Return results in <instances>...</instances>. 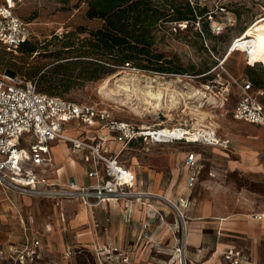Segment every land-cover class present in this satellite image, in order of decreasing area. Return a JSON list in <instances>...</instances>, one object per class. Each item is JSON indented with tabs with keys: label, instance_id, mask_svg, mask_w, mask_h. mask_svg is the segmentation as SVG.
<instances>
[{
	"label": "rangeland",
	"instance_id": "1",
	"mask_svg": "<svg viewBox=\"0 0 264 264\" xmlns=\"http://www.w3.org/2000/svg\"><path fill=\"white\" fill-rule=\"evenodd\" d=\"M185 1L207 7L211 14L208 18L210 30L215 25L222 27L219 35L211 30L210 38L202 24H184L180 28L168 24L157 30L158 51L168 59L178 58L176 65L187 71L186 74L162 75L131 68L116 69L109 76L81 84L64 96L76 103L105 106L117 118L139 127L164 130L183 127L186 131L212 128L221 139L231 141L229 151H215L185 142L166 145L144 143L124 158L136 169L140 181L149 182L154 194L168 195L174 203L177 202V193L183 190L185 156L189 152L201 154L205 165L200 181L189 192L192 207L185 213L186 219L167 204L170 215L167 223L152 220L150 229L154 240L149 252L152 264H191L184 256L180 257L177 249L184 246L187 231L193 225L209 221L198 219L199 208L207 211L208 215L211 211L229 217L250 218L264 214V127L239 122L233 117L239 82L252 81L254 76L259 81L258 86L264 87V67L259 63L249 66L245 52L240 48L232 50L237 39L257 21L263 20L264 0ZM14 10L28 26L29 43L39 48L38 55L34 56L20 51L9 54L0 48V72L21 78L25 76L28 79L30 73L53 62L42 58L45 50L56 51L64 41L87 37V33H77L80 28L96 30L102 25L99 20L87 19L85 0H17ZM201 32L204 35L198 37ZM221 61H224L225 71L219 67ZM208 69L211 71L206 78L196 76ZM252 69L254 75L251 74ZM132 78L130 88H134L136 94L131 93L133 97L127 98V92H119L118 86ZM107 80L108 89H102ZM149 87L166 89L169 101L164 108L154 111L145 106L143 98ZM110 90L118 92L119 96L116 93L108 95ZM197 90L207 97L196 96ZM172 98L174 103L170 102ZM183 222L187 223L188 230ZM209 238L212 240L211 235ZM209 256L207 251L204 252L201 261ZM75 259L76 264H96L86 251ZM261 261L264 264V260Z\"/></svg>",
	"mask_w": 264,
	"mask_h": 264
},
{
	"label": "built area",
	"instance_id": "2",
	"mask_svg": "<svg viewBox=\"0 0 264 264\" xmlns=\"http://www.w3.org/2000/svg\"><path fill=\"white\" fill-rule=\"evenodd\" d=\"M16 2L17 0H0V48L9 54H17L29 36L27 24L14 10ZM212 30L219 35L222 27L215 25ZM238 40L234 42L233 51L239 48ZM219 67L225 71L224 61L220 62ZM233 117L239 122L264 127V87H256L249 80H241ZM72 121H78L88 130L98 127L106 131L121 145V149L113 153L101 136L89 139L67 137L63 131L66 124ZM165 131L153 127H139L121 120L105 106L76 103L42 94L37 91L32 81L0 72L1 187L34 197L58 201L79 200L91 209L111 201H141L151 195L135 190V176L120 161L122 152L134 142L165 145L185 142L213 149L231 146L230 141L221 139L212 128L186 131L183 127H178L167 130L170 132L167 134ZM185 131L189 132V135H183ZM59 140L69 143L74 151L85 152V161L91 162L93 166L88 172V178L96 180V184L85 187L74 181L65 185L55 184L39 171V168L51 163L50 144ZM185 167L195 173L189 176L187 181L188 187L193 188L196 184V175L203 168L195 152L188 154ZM189 205V199L182 197L180 206H175L182 219L184 216L181 208L186 209ZM257 218L261 220L263 216ZM183 224L185 225L184 222ZM95 226L100 227L98 224ZM108 230V227H105L103 232ZM40 247V241L36 240L29 254L26 251L17 252L20 261L38 258L41 253ZM95 252L107 255L112 263L123 258L121 260L128 264L126 254L124 255V252L111 242L103 248L98 247ZM72 254L69 252L68 256ZM223 256L228 264H260L248 260L246 251L242 248H232L224 252Z\"/></svg>",
	"mask_w": 264,
	"mask_h": 264
},
{
	"label": "crops",
	"instance_id": "3",
	"mask_svg": "<svg viewBox=\"0 0 264 264\" xmlns=\"http://www.w3.org/2000/svg\"><path fill=\"white\" fill-rule=\"evenodd\" d=\"M63 133L73 139L101 136L113 153L121 149V145L106 131L98 127L88 130L78 121L66 124ZM142 144V141L134 142L120 156V161L135 176V190L151 195L141 201H111L91 209L79 200L58 201L34 197L0 186V264H76V256L83 251L90 253L96 264H126L121 260L123 258L112 263L107 255L95 252V249L103 248L110 242L126 254L128 264H152L149 260V252L152 249L150 246L154 240L150 229L152 220L166 224L170 216L167 204L176 211L175 206H180L182 197L191 201L190 193L200 181L205 165L202 155L195 152L203 168L196 175L195 186L189 188L188 177L195 173L185 167L190 152L185 156L181 184L183 190L177 193V202L174 203L168 195L154 194L149 182L140 181L136 169L124 159ZM50 145L52 161L49 165L39 168L46 178L62 185L72 181L83 187L97 183L96 180L88 178V172L93 166L91 162L85 161V152L74 151L65 141H55ZM195 146L209 148L203 145ZM209 149L229 151L230 147ZM191 207L190 202L188 208H181L184 219L185 213ZM197 212L200 221H209L198 222L189 230L184 222L188 231L184 246L177 249L180 257L184 256L191 264H228L223 253L232 248H242L245 249L248 260L263 264L261 259L264 260V257L261 255L264 253V214L242 218L219 216L211 211H208V215L207 211L200 208ZM259 216L263 218L260 220L257 218ZM96 224L100 227L97 228ZM105 227H108V232H103ZM36 240L40 241V256L33 260L28 258L20 261L17 252L26 251L29 254ZM210 241L213 242L212 245ZM189 251H192L190 257ZM206 251L210 256L201 261V255ZM69 252L73 254L68 256Z\"/></svg>",
	"mask_w": 264,
	"mask_h": 264
},
{
	"label": "trees",
	"instance_id": "4",
	"mask_svg": "<svg viewBox=\"0 0 264 264\" xmlns=\"http://www.w3.org/2000/svg\"><path fill=\"white\" fill-rule=\"evenodd\" d=\"M86 17L99 20L96 30L80 28L77 33L85 38L68 40L56 51L45 50L44 60L53 62L29 74L28 79L38 92L65 99L64 96L81 84L99 81L116 69L131 68L148 73L184 75L176 65L178 58L168 59L157 49V30L164 25H203L208 38L211 16L206 6H194L185 0H85ZM186 25V26H187ZM201 32L198 37L203 36ZM217 39V37H214ZM46 47H44L45 49ZM38 47L22 43L19 51L29 56L38 53ZM38 55V54H37ZM210 69L198 74L206 78ZM251 74H255L252 69ZM259 87L253 76L251 81ZM67 100V99H66Z\"/></svg>",
	"mask_w": 264,
	"mask_h": 264
},
{
	"label": "bare ground",
	"instance_id": "5",
	"mask_svg": "<svg viewBox=\"0 0 264 264\" xmlns=\"http://www.w3.org/2000/svg\"><path fill=\"white\" fill-rule=\"evenodd\" d=\"M262 19L263 20H260L259 22L257 21V23H255L253 26H251L245 32V34L241 38H239V40H238L239 48L241 51L245 52V56L247 58V61L249 62V65H251V66H253V65L255 66L256 64L259 63V64H262L264 67V18H262ZM126 77H128V76H126ZM132 80H134V78H132L131 80H124L123 84L118 86L119 92H121L123 90L125 92H127L126 93L127 98L133 97L131 93L136 94V90H134V88H133V90H131V88H130L129 82ZM126 82H128V83H126ZM107 85H108V80L103 84L102 89H106ZM149 89L150 90H148L145 93V96L143 98V102H144L145 106L147 105L150 109H154V111H155V110L161 109L164 105H166V103H168L169 97L166 96V94H165L166 89H161V88L157 89L156 88L157 90H153L152 87H149ZM112 93H116V95L119 96V93L115 92L114 90H110L108 95L112 96ZM197 95H202L203 97H207V95H205V93L202 92L201 90H199V91L197 90L196 96ZM136 98H138V97H136ZM174 99L170 102L174 103ZM141 102H142V100H141ZM175 103L177 104V102H175ZM165 133L167 134L170 132H168L166 130ZM183 135H189V132L185 131V133L183 132Z\"/></svg>",
	"mask_w": 264,
	"mask_h": 264
},
{
	"label": "water",
	"instance_id": "6",
	"mask_svg": "<svg viewBox=\"0 0 264 264\" xmlns=\"http://www.w3.org/2000/svg\"><path fill=\"white\" fill-rule=\"evenodd\" d=\"M13 75V74H12Z\"/></svg>",
	"mask_w": 264,
	"mask_h": 264
}]
</instances>
